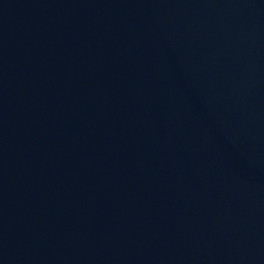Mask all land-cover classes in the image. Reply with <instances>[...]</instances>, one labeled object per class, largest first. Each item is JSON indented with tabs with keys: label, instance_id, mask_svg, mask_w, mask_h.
<instances>
[{
	"label": "water",
	"instance_id": "obj_1",
	"mask_svg": "<svg viewBox=\"0 0 264 264\" xmlns=\"http://www.w3.org/2000/svg\"><path fill=\"white\" fill-rule=\"evenodd\" d=\"M140 143L232 264H264V0H61Z\"/></svg>",
	"mask_w": 264,
	"mask_h": 264
}]
</instances>
